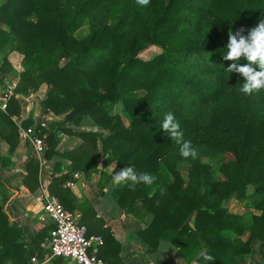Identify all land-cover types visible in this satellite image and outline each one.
<instances>
[{"label":"trees","instance_id":"1","mask_svg":"<svg viewBox=\"0 0 264 264\" xmlns=\"http://www.w3.org/2000/svg\"><path fill=\"white\" fill-rule=\"evenodd\" d=\"M198 10L251 29L264 19V0H150L146 7L137 0H2L0 45L13 42L24 54L26 68L16 91L45 81L47 108L56 113L68 110L66 119L76 123L87 115L108 131L81 132L95 150L91 163H98L99 137L103 152L110 151L108 160L116 157L118 165L156 177L152 185L129 182L115 191L119 203L133 213H152L140 230L150 249L165 239L186 260L248 264L253 251L264 257V94L242 93L243 77L227 71L233 63L223 59L228 34L190 32L204 17ZM83 26L85 31L78 33ZM238 63L248 62L242 57ZM7 69L4 60L0 73ZM205 70L215 78L206 79ZM226 79L237 83L212 104L213 92ZM118 102L129 115L127 123L120 114L110 115ZM5 107L2 123L9 129L0 128V134L13 147L18 130L10 118L11 103ZM238 110L240 134L226 140L217 126ZM168 112L198 156L210 153L211 147L229 154L217 170L198 157H188L189 176L184 177L178 165L185 159L180 145L160 128ZM193 125L201 128L199 136L190 133ZM45 132L49 156L53 132L37 128L39 135ZM206 135L218 146L206 145ZM37 165V160H29L28 173ZM230 197H248L260 212L248 220L222 203ZM4 217L0 208V233L12 229L6 227V219L2 225ZM245 229L249 233L243 237ZM201 249L214 261L199 257ZM21 259L17 264H28L27 256ZM155 264L169 263L161 258Z\"/></svg>","mask_w":264,"mask_h":264},{"label":"crops","instance_id":"2","mask_svg":"<svg viewBox=\"0 0 264 264\" xmlns=\"http://www.w3.org/2000/svg\"><path fill=\"white\" fill-rule=\"evenodd\" d=\"M4 60L8 62V69L0 73V97L5 92H11L7 103H11L13 109L10 118L16 124L18 140L10 147L0 134V208L5 216L1 223L4 225L6 219V227L12 228L0 233V264L21 263V258L26 256L28 264H77L64 257L43 261L55 226L53 220L48 217L41 219L40 215L43 203L52 198L72 210L77 220L86 224L91 233L101 236L98 249L110 264H155L161 258L169 264H193L194 261L195 264H204L196 257L186 260L177 247L165 239H160L156 248L150 249L140 230L150 222L152 213L140 211L137 215L119 203L115 191L123 186L113 187L112 175L101 170L98 165H114L112 174L124 167L118 165L116 157L107 159L110 151L103 152L99 137L98 163H91L95 150L91 141L81 135L84 130L101 131L104 134L108 131L94 124L87 115L76 123L66 119L68 110L56 113L47 108L43 102L48 89L45 81L39 82L35 88L16 91L20 74L26 65L24 54L14 47L13 42L0 45V66ZM12 95L15 103L11 102ZM5 108L0 106V128L7 132L9 127L2 123ZM44 117L48 130L53 132L55 143L51 155L44 154V160L39 161L32 154L22 129ZM26 123L29 125L25 126ZM88 154L91 158L87 157ZM31 159L37 160L38 165L33 166V172L29 174L27 163ZM103 159L107 161L103 162ZM83 160L87 165L81 162ZM75 171L79 172L78 177H73ZM70 178L74 181L69 185L67 181ZM248 233L249 229H245L242 236L246 237ZM16 241L18 243H14ZM162 241L169 242L167 251L160 250ZM254 253H249L248 264H251L249 259ZM255 254L256 257L264 258L259 252Z\"/></svg>","mask_w":264,"mask_h":264},{"label":"clouds","instance_id":"3","mask_svg":"<svg viewBox=\"0 0 264 264\" xmlns=\"http://www.w3.org/2000/svg\"><path fill=\"white\" fill-rule=\"evenodd\" d=\"M149 3L150 0H137V4L140 6L146 7ZM245 32H247V35L244 34ZM225 48L226 52L223 54V59L233 61L227 67V71L239 73L244 79L240 91L246 95H251L264 89V19H260L257 25L251 29L241 27L235 32L230 29ZM242 57L247 60V64L241 65L238 63ZM122 110L123 104L118 102L112 106L110 115L115 116ZM160 128L164 130L167 136H170L172 140L180 145V155L182 157L196 158L197 151L192 147L191 141L184 140L180 124L173 113L168 112L165 114L162 122H160ZM98 167L112 175L111 184L113 187H121L129 184V182H131V185L139 183L152 185L156 179L149 173H137L132 166H126L115 174H112L114 168L112 164L108 167H104L101 164ZM168 249L169 242L162 241L160 250L167 251ZM199 257L205 262L214 261V257L208 254L207 250H201ZM193 264H195V261Z\"/></svg>","mask_w":264,"mask_h":264},{"label":"built area","instance_id":"4","mask_svg":"<svg viewBox=\"0 0 264 264\" xmlns=\"http://www.w3.org/2000/svg\"><path fill=\"white\" fill-rule=\"evenodd\" d=\"M11 92H5L0 97V106L4 108L7 98ZM48 129L46 118H41L35 124L22 129V135L28 140L34 157L39 161L44 160L47 147L46 132L42 135L37 133V128ZM79 172L75 171L73 177H78ZM70 178L67 183H73ZM41 219L46 217L54 222V230L49 237L47 249L43 255V261H51L57 257H64L75 261L77 264H110L98 253V246L101 243L99 234L91 233L84 223L77 220L76 214L66 208L57 199H48L43 203ZM35 256L32 257L34 259Z\"/></svg>","mask_w":264,"mask_h":264},{"label":"rangeland","instance_id":"5","mask_svg":"<svg viewBox=\"0 0 264 264\" xmlns=\"http://www.w3.org/2000/svg\"><path fill=\"white\" fill-rule=\"evenodd\" d=\"M1 2V0H0ZM193 8V7H192ZM196 10V9H195ZM198 14L203 15V13L198 10L196 11ZM204 17L201 20H197L195 22L194 27L191 28L190 32L193 34H199L200 31L202 32H209L211 34H213V36L218 37L219 35H224V34H228L229 30L231 29L233 32L239 30L241 27L237 24H231L229 22L226 21H221L220 19L214 17L213 15L211 16H207V15H203ZM85 27H81L78 31V33H83L85 30ZM203 75L206 79H214L215 76L212 75V73L210 71H202ZM235 83H237V80L235 79H226L223 81V83L220 85V87L215 90L213 92V95L211 96L212 99V104H214L218 99H221V97L230 89L233 88V86L235 85ZM262 93L264 94V89H262ZM120 114L122 115L123 120L127 123L129 121V115L126 111H121ZM239 115V110L238 112L235 113H231L228 117H227V121H225L226 123H223L219 126H217L221 131L224 132V135L226 137V140L232 138V137H236L240 134V126H239V122L237 121V117ZM201 132V128L197 127V125H193V127H191L190 129V133L193 134H197L199 136V133ZM203 134V133H202ZM207 141L204 142L206 145L211 144L213 146H218V141L216 140H212V138L208 137L206 135ZM212 148V149H211ZM208 150L210 151L207 152V154H203L200 156H196L198 157L201 161L203 162H209L211 164V166H213L216 170L218 165L220 164L221 160H223L225 157H227V155H229L228 153L225 155L222 152H216V148L214 149V147H211ZM211 156V157H209ZM178 165L180 167V170L182 172V174L184 175V177L188 178V172L190 169V163H188V160L185 159H181L178 162ZM164 173L168 174V170L166 168H164ZM217 173V172H215ZM219 175V173H218ZM222 203L227 206V208L230 211L233 212H238V213H242L244 214L245 217H247V219L249 220L252 216V214L254 212H260V209L256 208L253 205L252 199L248 198V197H230L227 199L222 200ZM246 234V233H245ZM256 253V252H255ZM252 254L251 259H249V262L251 264H264V258H260V257H256V254ZM248 261V260H247Z\"/></svg>","mask_w":264,"mask_h":264}]
</instances>
